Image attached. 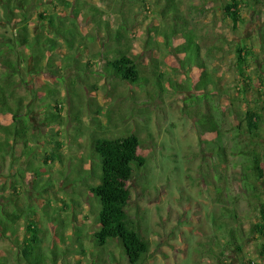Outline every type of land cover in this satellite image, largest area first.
<instances>
[{"label":"rangeland","instance_id":"rangeland-1","mask_svg":"<svg viewBox=\"0 0 264 264\" xmlns=\"http://www.w3.org/2000/svg\"><path fill=\"white\" fill-rule=\"evenodd\" d=\"M76 1L83 44L69 50L37 18L43 11L56 14L63 18V28L75 20L72 9L56 0H42L26 20L28 39H55L54 51L48 53V42L30 51L16 48L27 58L30 72H22L27 84L16 88L9 103L20 99V110L28 113V142L26 147L9 146L0 157V205L7 212L27 210L28 215L7 227L14 234L0 228V261L27 264L19 246L29 236L26 227L31 221L37 230L31 258L39 264H128L117 242L100 248L93 238L101 205L89 189L100 184L101 176L93 141L133 134L141 141L138 154L147 161L146 168L127 183L128 214L150 244L142 264H240L235 251L214 246L223 239L212 221L221 214L214 196L218 172H226L231 193L237 197L241 170L229 165L225 171L210 151L214 136L204 135L201 140L206 143H200L194 126L198 106H191L202 96L193 89L200 70L193 57L187 59L175 49L184 42L185 33L193 36L198 62L215 83L200 108L205 113L211 107L225 112L223 130L238 125L247 110L264 116V7L242 8V24L233 30L223 13L232 0H175L179 20L168 12L166 0ZM90 7L99 10L95 13L99 28ZM2 18L0 7V43H16L24 33L5 26ZM121 23L128 28L130 54L148 80L143 88L112 79L100 56L94 57L116 47L114 35ZM169 26L178 32L170 47L162 36L164 32L170 36ZM243 46L252 54L246 71L251 78L248 88L236 67L235 51ZM34 57L39 58L36 69ZM156 75L161 90L156 88ZM175 85L192 90H175ZM243 88L246 93L239 95ZM58 103L62 104L60 125L49 121ZM0 124L9 126L11 117L0 116ZM5 140L12 141L0 135V142ZM262 180L258 200H238L246 236L243 254L258 264H264L257 258L262 241L252 239L249 229L258 222L259 204L264 205Z\"/></svg>","mask_w":264,"mask_h":264},{"label":"trees","instance_id":"trees-1","mask_svg":"<svg viewBox=\"0 0 264 264\" xmlns=\"http://www.w3.org/2000/svg\"><path fill=\"white\" fill-rule=\"evenodd\" d=\"M41 1L0 0L3 14L2 23L24 33V36L18 39L16 43L5 41L0 43V116L9 115L11 117L9 126L0 124V135L7 136L12 140L11 142L8 140L0 142L1 159L4 158L3 153L9 146L22 145L26 147L28 142V113H23L20 110V99L14 100L12 104L9 103L16 88L27 84L23 76H21L22 72H25V74L30 72L27 58L17 52L16 48L30 51L33 46H46L45 42H48V53L51 54L56 45L55 39L42 41L41 39H36L35 42H30L28 39L26 20L30 17L32 8ZM56 1L66 9H72L75 20L70 21L65 28H63V18L58 17L56 14H47L43 11L37 13L36 16L40 21L49 25L55 37L65 41L69 50H74L77 45L80 46L84 42V37L78 33L76 24L80 15V5L76 0L72 2L69 0ZM166 2L168 12L172 18L174 20L182 19L178 14L179 9L175 0H166ZM258 6L264 7V0H232L224 5L223 13L230 20L232 29L237 30L239 25L242 24L241 9H250ZM54 8L56 9V7ZM89 10L94 13L93 22L99 28L101 21L95 19V13H99L98 8L90 7ZM127 29L125 23L119 24L114 35L116 47L107 49L105 52L99 51L94 54V57L100 56V59L104 61L106 73L112 79L127 83L130 86L143 88L148 84V80L140 75L136 62L130 54V45L127 43L125 36ZM169 29L171 31L170 36L167 32H164L162 36L167 46L170 47L174 35L178 32L174 27L169 26ZM14 33V35L17 34L16 32ZM183 38L184 42L178 45L175 50L184 52L187 59L188 57H193L192 61L197 64L200 70L199 80L193 86V89L201 92L202 96L196 99L195 105L191 102V106H198L194 112L196 118L194 126L199 141L201 144H205L206 141L201 140L202 136L207 134L214 136V139L209 142L213 145L210 151L225 165V171L228 170L229 165H232V167L238 165L241 170L237 193H235L237 197L231 193L232 187L227 180L226 172H218L216 177L214 196L216 203L220 207L221 214L213 219L212 225L222 236L223 242L215 243L214 246L218 250L235 251L240 264H258L243 254L246 236L242 218L238 213V200L240 197L245 202L251 203L256 199L258 200L262 195L261 182L264 178L262 168V165H264V142H262L264 141V135H262L264 134V116L261 112L247 110L238 125L231 126L228 130H223L222 124L225 119V112L211 107L205 113L200 108V105L203 100H208L212 94L211 86L215 89V83L212 75L206 70L205 65L202 62H198L199 49L193 36L185 33ZM235 52L237 73L244 78L243 83L248 88L251 78L246 74V71L250 68L251 51L243 46L237 48ZM10 58H14V60ZM16 60L19 61L17 64H15ZM34 61L36 69L39 58L34 57ZM24 64L25 66L22 67L21 65ZM17 76L20 77L18 82L15 80ZM155 79L156 88L161 90L162 87L157 75ZM174 89L192 90L190 87L182 85H175ZM245 93L246 90L244 88L238 90L239 95H244ZM61 110L62 104L58 103L55 108V114L51 115L49 121L60 125ZM93 143L95 151L101 160L100 184L89 189L90 193L98 199L101 205V210L98 214L99 229L93 234V238L100 248H104L112 241L117 242L121 250H123L128 264H142L145 255L149 252L150 244L141 234L139 226L134 219L128 214L131 197L127 188V183L133 179L134 174L144 170L147 165L146 159L138 154V147L141 141L135 135L130 134L116 138L101 137L94 140ZM226 201H228V206ZM27 215V210L16 213L7 212L3 205H0V228L3 231H10L11 234H14L12 229L8 230L7 227L10 225L13 227ZM33 224L31 221L27 224L26 234L29 236L19 246L27 264H39V261L31 258L34 244L37 242V230ZM249 233L252 239H260L262 241L258 245L257 258L264 260V205L262 203L258 207V222L250 227ZM0 264L4 263L0 261Z\"/></svg>","mask_w":264,"mask_h":264},{"label":"flooded vegetation","instance_id":"flooded-vegetation-1","mask_svg":"<svg viewBox=\"0 0 264 264\" xmlns=\"http://www.w3.org/2000/svg\"><path fill=\"white\" fill-rule=\"evenodd\" d=\"M259 7V6H258ZM260 7H262V6H260Z\"/></svg>","mask_w":264,"mask_h":264}]
</instances>
